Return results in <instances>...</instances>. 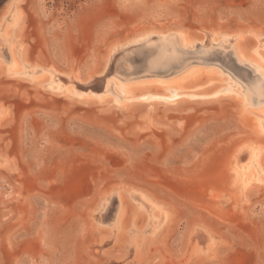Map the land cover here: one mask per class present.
<instances>
[{"label": "rangeland", "instance_id": "obj_1", "mask_svg": "<svg viewBox=\"0 0 264 264\" xmlns=\"http://www.w3.org/2000/svg\"><path fill=\"white\" fill-rule=\"evenodd\" d=\"M10 4L0 0V19ZM24 8L21 36L33 63L18 78L11 69L0 70V111H10L0 127V160L12 162L0 167V264H98L87 251L97 238L88 215L101 199L106 203L105 192L120 185L145 190L173 210L163 264L190 258L195 243L204 246L194 230L182 252L197 224L225 244L217 258L195 264H264V183L239 198L228 168L245 142L264 145L252 128L256 120L264 132V94L252 88L264 78V59L254 61L262 66L255 69L231 41L206 33H244L248 43L259 40L264 55V0H25ZM179 32L194 41L181 44ZM117 46L123 48L114 54ZM109 52L123 66L107 77L105 95L91 88L82 98L72 84L76 93L70 96L57 83L61 74L81 83L105 79L100 74L110 64ZM160 52L186 57L173 67H149ZM190 67L202 68L219 96L190 100L176 93L173 78ZM41 68L56 72L49 73V87L29 80ZM127 83L159 96L126 105ZM143 207L124 244L99 248L107 264H136V243L151 235L156 222L162 224L153 209ZM103 208L92 215L117 233L116 216L103 222V214H110Z\"/></svg>", "mask_w": 264, "mask_h": 264}, {"label": "bare ground", "instance_id": "obj_2", "mask_svg": "<svg viewBox=\"0 0 264 264\" xmlns=\"http://www.w3.org/2000/svg\"><path fill=\"white\" fill-rule=\"evenodd\" d=\"M24 4H25V0H11V4H10L11 10L10 9L7 10L9 11L7 13V16H2V18L0 19V70H2V73L3 72L7 73L8 70L11 69L13 73L11 77L14 76L17 78L23 74L24 65H27L28 63L31 62L28 57V44H26L22 40V36H21L23 35L22 32L25 29L27 22V12L24 8ZM206 33L211 35L215 41H218L220 39L231 41L233 48L239 57L243 59L251 60V64L253 63L252 65L254 66L255 69H262V66L256 65L254 63V61L257 59H261V60L264 59V57H262L264 55H262L261 51L258 50L259 40L257 39L252 40L251 42L248 43L246 42L247 41L246 35H244V33L241 34V32L240 33L234 32V34H232L231 36H227L223 32L206 29ZM178 34L181 37V41H182L181 44L183 45H185V43L191 44L194 41L192 38L193 36L192 34L190 36L184 32H179ZM169 35H175V34L170 33ZM169 35H167L166 37H168ZM257 37L259 36L257 35ZM130 44L133 43L131 42ZM117 48H119L120 51L123 47L120 46L114 47L113 48L114 54L118 52ZM148 53L149 52L145 53V56L148 57L149 56ZM111 54L112 53H110V55ZM114 54L111 55L112 56L111 58L109 55L108 60L110 58L109 61L110 64L106 65L105 69L100 74L105 76L107 75L106 78L104 77L105 79L96 78L95 80L90 79V80H86L85 83L84 82L81 83V81H79L78 78L74 80L71 76L61 74L59 75L60 79H58L57 83L63 82V84L66 87H68L67 92H69L70 96H73L76 93L73 92L74 86H72V84L78 86L81 93L80 97L82 98H85L86 96L89 95L87 92L90 91L91 88L96 93L100 94L98 97L105 95L107 93L106 90L107 86L109 83H111V80H107V77L109 76L111 77L115 75L117 72H120L123 66L122 64L118 66L120 59L116 60L115 62L112 61ZM151 57H149L150 60ZM185 57L186 54L184 52L173 53L171 55L165 54L164 52L156 53V57L152 59L151 66L149 64V67H155V66L157 67L159 65L173 67L180 64ZM117 58L115 56V59ZM150 60L148 61L150 62ZM34 64L36 63L34 62ZM140 66L146 67L147 63L146 62L142 63L140 64ZM38 71H39L38 74L34 77H29V80L37 81L38 83H42V84L46 82L44 85L47 86H48V82L50 81L49 73H56L52 68H41ZM204 72L205 71L202 70V68L199 69V68L190 67L182 74L175 76L173 78V81L176 84L174 87L175 92L180 93L179 95L181 96H185L182 98H187V99L189 98L190 100H193L194 98H200L206 100L213 97L214 95H217L219 93L218 88L214 87L212 83V79L210 78V76L204 75ZM21 78L22 76L20 77V79ZM261 80H263V82H261ZM144 84L142 82V85ZM252 84H253L252 88L255 90L256 93L264 94V88H262L264 84V78L257 79ZM135 85L132 86L128 85L129 88L127 86V88L125 89L126 94L124 98H122V100H124L123 102L124 104L127 105L129 103H133L134 101H137L138 103L140 99H143V101H145L144 103H146L150 101V98L159 96L158 95L159 91L157 90L153 91L152 88L149 89L146 86L144 88L142 86L137 88ZM50 88L53 91H57L60 89L58 86L57 87L51 86ZM115 101L113 100V102ZM155 102L156 101L151 102L150 104L152 105V103L154 104ZM120 103L123 104L122 101L121 102L119 101V104ZM174 104H176V102H172L170 106H175ZM9 117H10V111L4 110L2 108L0 111V127L5 126L8 123ZM252 126H253L252 127L253 130L259 136L264 137V132L261 130L260 125L257 124L256 120L252 121ZM238 155L239 157L237 161H234ZM231 156L232 158L230 157L231 158L230 165L228 166L231 172V176H230L231 183L234 189H236L235 191H237V193L239 194L238 197L242 198L243 196L247 195V193H249L252 190V188L255 185H257L259 182L264 183V176L261 179H259V175L257 173L258 171H260L262 174H264V163L262 162L264 156V145H262L261 143L258 144L257 142L251 140L245 142L241 147L237 148V150H235V152ZM11 163L12 162L10 161L9 158L4 159L3 161L0 160V167L3 166L7 167V165H10ZM115 190L116 187L111 188L109 192H105L103 196L107 200L106 203L102 204L103 199H101L97 204L96 208H94V210L90 212L88 215L89 224L91 225V230L93 232V235L97 237L95 238L94 242H92L93 244H91L87 248L90 258L95 259L96 262L98 261V264H107L106 263L107 261L105 259L106 257H104L103 254L105 252L99 251V248L108 247L107 249L109 251L113 247H117L120 246L121 244H124L127 240L126 236L130 231V228L132 226L133 227L136 226V224L138 223L137 222L138 217L136 216L141 217L142 215H140L141 213H139L140 210L144 208L143 206L145 207L148 206V208L154 210V218L161 220L162 224L159 226L156 222L155 229H153L151 235L147 239L141 240L136 243V250L134 252V256L137 259L136 264H163L165 262L164 258L169 252L168 250H166L167 245L164 240L165 238L164 234L165 232H167V229L170 227V225L173 223L175 219L173 210L171 209V207L154 199L145 190H141L136 187H131L127 185L117 186L118 191L114 192ZM107 193L109 194L108 197H106ZM19 195L21 194L19 193ZM135 201H140L142 203H145L146 205L144 204L142 206L141 204V206H137L135 205L136 204ZM102 205H104L102 211L107 209L109 210L110 213L108 216L103 214L102 216L103 222L105 221L106 223H109L114 218V216H116L115 228L118 231L115 234H112V230L102 227L100 224L102 222L97 221L95 218L96 216L92 215V213L93 212L95 213ZM194 230L196 231V235L199 238V241L204 246L195 243V245L192 246L191 249L192 252L190 258L188 259L185 258L183 260L182 258H180L178 260V264H195L200 260H214L222 253V250L224 249L223 247L225 242L218 233L201 224H197L195 227H193V229H191V232H189L186 238V243L182 251L184 254L186 253V251H188V246H190V237ZM112 235H114L113 236L114 238H112ZM10 238L11 237H8V241L11 244ZM153 246L155 248L152 249ZM122 255L123 257L125 256L124 253H122Z\"/></svg>", "mask_w": 264, "mask_h": 264}]
</instances>
